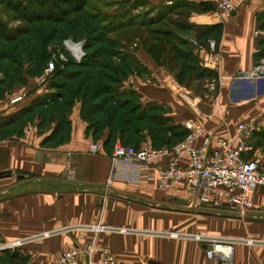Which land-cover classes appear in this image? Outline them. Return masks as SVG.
I'll use <instances>...</instances> for the list:
<instances>
[{
    "label": "crops",
    "instance_id": "0c3cea01",
    "mask_svg": "<svg viewBox=\"0 0 264 264\" xmlns=\"http://www.w3.org/2000/svg\"><path fill=\"white\" fill-rule=\"evenodd\" d=\"M162 1L169 4L177 0ZM174 16L186 23L177 27L178 34L187 41L180 46L184 50L192 47L198 65L212 75L201 78L191 69L182 74L189 78L181 82L177 73L184 60L182 55L175 60L165 54L168 61L158 64L146 52L143 42L139 46L130 44L127 49L140 67L130 68L117 84L114 82L118 100L128 99L167 118L170 127H183L186 119L199 120L213 139L230 135L239 120L255 117L257 129L251 143L264 171V75L251 77L245 73L264 54V34L260 32L264 30V0L243 1L227 17H220L214 8ZM210 40L215 42L220 56L217 68L202 61ZM211 80L215 81L214 89L208 87ZM23 89L24 96L17 102L9 101L14 92L0 97V242L27 240L11 248L16 249L14 256L0 250V264H61L62 250L91 240L108 245L118 264H217L218 260L206 257L203 244L190 236L203 224H209L214 233L253 240L235 242L231 264H264L263 186L255 188L251 209L239 211L225 206L214 211L213 221L203 223L201 207L184 201L181 187L164 192L154 181L141 179L142 191L138 194L139 184L124 178L127 171L107 180L112 150L109 128L105 126L93 133V126L81 113L80 99L65 113L68 129L59 126L55 115L43 126L40 118L34 117L31 124H23L18 131L3 130L21 108L54 91L49 79L39 83L35 76L28 79ZM157 109L162 113H156ZM142 134L139 142L148 144V133L142 130ZM93 140L100 142L95 152L89 149ZM115 141H119L117 136ZM166 159L158 161L163 163ZM104 192L109 195L101 201ZM166 193L179 201L164 198ZM170 202H183L192 209L177 217L176 229L171 228ZM97 218L129 230L95 234L82 227ZM45 231L51 233L38 235ZM167 231L183 234L173 236Z\"/></svg>",
    "mask_w": 264,
    "mask_h": 264
},
{
    "label": "built area",
    "instance_id": "2783aa9c",
    "mask_svg": "<svg viewBox=\"0 0 264 264\" xmlns=\"http://www.w3.org/2000/svg\"><path fill=\"white\" fill-rule=\"evenodd\" d=\"M171 0H168L170 2ZM214 5L220 17H227L243 1L246 0H206ZM264 34V30L260 31ZM197 45V41L193 39ZM85 54L80 41L65 37L60 47L50 51L44 68L37 76L39 83L49 79L57 65L62 66L68 59L80 61ZM205 65L217 68L220 56L215 49V42L208 41L206 56L202 58ZM246 75L259 77L264 75V56L247 70ZM210 89L215 88V81L208 82ZM24 92L9 97L10 103L22 99ZM186 135L170 145L153 146L151 144L134 147L116 141L113 144L110 160V176L119 175L124 178L140 181H154L156 187L164 192L182 188L185 200L189 205L200 203L223 204L232 209L245 211L254 205L253 194L258 185H264V171L261 169V158L254 153L251 137L257 129L255 117L239 120L234 131L228 136H216L213 139L204 129L201 121L186 119L183 122ZM100 142L91 141L89 149L99 150ZM250 154H247L250 152ZM162 157L167 159L160 163ZM83 228L93 231L125 232L129 228L113 226L95 220L83 224ZM45 231L39 236L49 235ZM177 236L179 231H167ZM36 235V236H38ZM196 241L204 244L206 257L231 264L236 241L252 242V239L220 235L211 232H193L190 234ZM27 239L17 238L0 242V249L15 248ZM61 264H118L114 253L106 244H98L94 240L82 244H74L62 250L59 255Z\"/></svg>",
    "mask_w": 264,
    "mask_h": 264
},
{
    "label": "trees",
    "instance_id": "16d2710c",
    "mask_svg": "<svg viewBox=\"0 0 264 264\" xmlns=\"http://www.w3.org/2000/svg\"><path fill=\"white\" fill-rule=\"evenodd\" d=\"M86 1L57 0L52 5L59 6V9L61 8V5L58 4L59 2L69 5L70 7H65L60 11L63 14L70 13L75 17V12L82 11ZM22 2L24 3L25 1L0 0V3L5 4L6 8L18 12L19 17L30 19L29 17L32 16V13L28 15L26 11L29 5L22 4ZM56 2L58 3L56 4ZM40 3L42 5L45 4L44 0H40ZM115 3L114 10L103 11L104 14L101 16V19L108 17V22L104 26L102 25L105 30L122 28L126 34L131 33V37L143 36L141 42H143L146 52L158 64L168 61L167 57L164 58L165 54H169L171 59L175 60H177L178 55H182L184 60L177 73V78L181 82L189 78L183 77L182 74L186 75L191 69H195L201 78L212 75L210 70L201 68L198 65L196 54L192 47L190 49L187 48V50L181 47L185 46L184 44L187 41L178 34L177 27L186 25V23L182 18L174 16V14H187L191 10L205 11L213 9L215 7L211 2L199 0L193 3L189 0H177L169 4L162 3L155 13H152L153 10L148 7L141 12L133 13L137 5L147 3V0H115ZM43 8L42 6L41 9L43 10ZM13 30H17V33H20L22 29L20 26H9L7 22L0 19V37L4 36L7 42H10L15 38L11 34ZM120 40L121 38L117 37L105 40L104 38H98V45L96 46L94 45L95 40L87 37L83 43L85 54L82 59L80 61L68 59L62 66L57 65L52 72L49 77V86H53L54 91L42 94L41 99L36 98L21 108L17 112L16 117L6 123L7 125L3 130L9 132L14 129L16 131L20 130L21 126L28 121L27 119L29 118L24 115L29 112L33 114L31 120L34 119L33 117L40 118L39 124L41 126L53 116L58 115L59 126L63 129H68L65 113L69 111L70 106L76 99H80L83 106V108L81 106V113L93 126V133L107 126L109 128L108 139L112 140V144L117 136V139L122 141V143L132 145L133 143L131 142H134L133 146L137 148L139 147V140L144 136L142 130L145 129L152 137V142L156 144L155 146L162 145V142L172 144L183 138L187 133V129L184 126L170 127L167 126V121H163L161 122L163 123V128H157V124H153L155 114L147 111L146 108H141V106L128 99L118 100L116 96L118 93L113 91L114 82L117 84L130 68L140 67V62H137L131 51L127 49L129 45L122 44ZM176 41L179 44H176ZM105 42L109 44H105ZM17 47V43H14L12 51L16 52ZM168 50H170L169 53L167 52ZM3 56V65L0 66V72L3 73V76L0 77V97L4 96L5 93H10L11 86L8 77L12 80V66H17L14 68L19 71L20 67H18L17 62L20 63L22 60L19 56L12 57L9 54H4ZM114 56H117L118 60H115ZM261 56H264V54ZM46 59L44 62L42 61V66H39L36 71L28 72L23 67L21 77L20 75L18 76L21 79L19 82L25 80L26 71L28 73L40 72L46 63ZM164 119L167 120V118ZM0 250L7 252L9 256L16 254V249L5 248ZM7 263L13 264L8 261Z\"/></svg>",
    "mask_w": 264,
    "mask_h": 264
},
{
    "label": "rangeland",
    "instance_id": "374dc122",
    "mask_svg": "<svg viewBox=\"0 0 264 264\" xmlns=\"http://www.w3.org/2000/svg\"><path fill=\"white\" fill-rule=\"evenodd\" d=\"M24 1L25 2L24 3L22 2V4L29 5L28 8L26 9L27 14L31 15L32 13V16L29 17L30 19H23V17L21 16L19 17L18 16L19 14H17L18 12L9 10L8 8L5 7L6 6L5 4L0 3V19L4 22H7L9 26H16V27L20 26L22 29L20 33L19 32L17 33V30H13V32H11V34L15 36V38L11 40L10 42H7L4 36L0 37V59H1L0 66L3 65L2 61L4 59L3 58L4 54H7V55L9 54L12 57L19 56L20 59H22L20 63L17 62L18 67H20L19 71L14 68L17 66H12L13 67L12 73H11L13 75L12 80L8 77L10 86H11L10 92H14V93H11V95L15 94V92L16 93H18L19 91L23 92L25 90L23 88L27 85L28 79H30L31 77L35 76L37 78V76L42 70L40 72L38 71L37 73H28V72H31L32 70L36 71L39 66L41 67L43 64L42 61L44 62L46 58L48 59L51 50L57 49L60 47L61 41L65 37L72 36L73 38H75V40L80 41L82 45L85 42L86 38L88 37V39L91 38L92 40H95L94 45L96 46L98 45L97 43L98 38H104L105 40V39H112L115 37L121 38L120 42L122 44L123 43L128 44V45L136 44L137 46H139L141 39L143 37V36L131 37V33L126 34L125 30L122 28H119L118 30L116 29L115 30H107V29L105 30L103 28L104 24L108 22V17L101 19L102 14H104L103 11L114 10L115 5H116L115 0H87L83 10L75 12V17L72 16V14L70 13L63 14L60 11L61 9H64L65 7H70L67 4L63 2H59V3L56 2V4L58 3L59 5H61L60 9H59V6L58 7L53 6L52 3L57 0H44V3H45L44 5L40 3V0H24ZM162 3H163L162 0H147V3L137 5V7L134 8L135 10L133 13L141 12L145 10L147 7L153 10L152 13H155L157 9H159ZM42 6L44 7L43 10L41 9ZM33 14H37V15H33ZM14 43H17L18 45L16 52L12 51ZM107 43L108 42H105V44ZM101 45L103 46V44ZM114 59L118 60V57L114 56ZM23 67L26 70H28V72L27 71L25 72V75H26L25 80L19 82V80L21 79H19L18 76L20 75L21 77L22 72H23L22 71ZM1 76H3L2 72H0V77ZM168 106L169 105H167V107ZM156 111H157L156 113H159V114L162 113L160 112L159 109H157ZM32 115L33 114L31 112L25 113L24 116L26 118H29L27 119L28 121L24 123L26 127L27 125L33 122V119L31 120ZM48 121L49 120H47L46 122ZM163 121L166 122L167 120L164 119L161 115L160 116L155 115V120L153 119V124L155 125L157 124V128H163V123H161ZM0 129L2 128L0 127ZM144 131L147 132L146 129ZM149 137H150L149 138L150 142L148 144L155 146L156 144L152 142V137L150 135ZM93 141H96V140H93ZM131 143H133L132 145L135 144L134 142H131ZM145 144H147V141L139 143V146L145 145ZM163 144L170 145L166 142H162V145ZM162 145L160 144V146ZM114 177H117V176H115L114 174L112 176L109 175L107 177V180H109L110 178H114ZM140 181L133 180L131 182V183L139 184L137 185L138 189L136 190L137 192H139L138 194H140V192L142 191V186L140 185L142 181L141 182ZM128 182L130 181L128 180L127 183ZM259 186L264 187V185H259ZM108 195L109 194L107 192H104L103 196L101 197V201H104V198H106V196ZM142 197H139V198H142ZM163 197L167 199H172L171 201H179L177 197L173 196V194L166 193V195H163ZM143 199H147V201L150 200L144 197ZM185 204L186 203H183V202H170V205H173V207H171V210H169L171 223H173L171 228L176 229V225H177L176 223L179 222L177 221L178 216H180L181 214H186V213L188 214V212H191L192 209L190 210L189 206L187 205L185 206ZM198 206H200L202 210L201 219L203 220V223H206L209 220L213 221V218H216L214 211H219L220 209L224 208L226 205H223V204L214 205V204H209V203H200L198 204ZM97 220H100L101 223H103L100 218H97ZM194 232L214 233L209 230V224H206V225L203 224L200 230L194 231ZM219 234L224 235L221 233Z\"/></svg>",
    "mask_w": 264,
    "mask_h": 264
},
{
    "label": "water",
    "instance_id": "95a60500",
    "mask_svg": "<svg viewBox=\"0 0 264 264\" xmlns=\"http://www.w3.org/2000/svg\"><path fill=\"white\" fill-rule=\"evenodd\" d=\"M203 246H204V244H203ZM217 264H222V263H221V261H218Z\"/></svg>",
    "mask_w": 264,
    "mask_h": 264
}]
</instances>
